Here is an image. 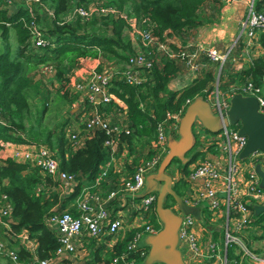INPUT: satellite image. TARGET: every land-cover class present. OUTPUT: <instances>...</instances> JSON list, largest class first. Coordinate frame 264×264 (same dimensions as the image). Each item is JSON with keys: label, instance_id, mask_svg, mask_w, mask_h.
I'll return each instance as SVG.
<instances>
[{"label": "built area", "instance_id": "built-area-1", "mask_svg": "<svg viewBox=\"0 0 264 264\" xmlns=\"http://www.w3.org/2000/svg\"><path fill=\"white\" fill-rule=\"evenodd\" d=\"M76 14L81 19H87L92 9H98L97 13H115L114 8L103 7L93 3L92 8L86 9L82 5H76ZM121 15H124L121 13ZM129 20V19H128ZM130 33L138 34V41L135 42L136 47L134 53L130 54L127 62L123 63L117 70L108 71L106 67L94 66L90 67L87 72L75 81L74 86L81 88L86 100L87 113L81 120L84 136L91 135L94 130L101 129L107 134L103 141V145L112 146L114 141L119 138L120 133L129 132L128 126H122L117 122H110L105 114L96 106L98 102H107L111 100L109 91L112 79L121 78L131 84H138L147 79V71L149 70L154 59V54L169 59H177L183 62L190 72L195 73L201 68L205 62L200 60L204 55L205 60L215 62L218 68L228 53L221 52L213 45L203 46L194 45L188 47H171L165 38L159 39L152 33L151 27L141 26L135 28L134 18H130ZM37 22H30L31 44L33 47L44 45L42 32L38 30ZM259 31H264V12L256 11L252 7V0L248 2L246 16L240 22V32L237 33L235 39L241 38V56L249 57L252 53H259L262 45L257 41ZM47 65V71H54L51 62H40ZM39 63V65H40ZM75 80L71 78V80ZM69 81V82H70ZM67 82V84H69ZM67 84L64 86L66 87ZM264 73L257 80L246 79L245 81L235 84L232 82L230 91L225 94H219L217 87L214 91L206 94L211 112L224 116V111L228 106V98L233 92H240L246 95H252L257 101V107L264 112ZM65 89V88H64ZM72 91V90H69ZM212 93V94H211ZM192 98H186L176 110L166 114L165 118L157 121L154 126V141L151 145V154L145 158H140L134 165L131 172L111 186L106 192H102V180L107 175L108 167L105 165L100 168L96 175L92 177L91 182L81 184L74 198L73 209H67L65 206L58 208V202L50 208V212L44 217V224L53 232L56 237V246L50 256L38 257L35 253L37 242L34 237L30 236L27 230L21 229L14 234V238L25 246L27 250L33 254L36 264H51L53 258L62 259L67 254H71L76 250V243L79 239L88 236L94 240H98L104 234L115 235L122 226V215H111L110 204L118 201L130 204L135 213L149 216L154 210L155 193L148 192L140 197L136 195L142 190L144 177L150 172H154L159 161L167 150L166 147V128L170 131L176 130L178 120L184 110V107ZM84 110V109H83ZM81 119V118H80ZM0 122L2 119L0 117ZM195 126L197 137V150L203 152V157L194 162L187 172L183 174V179L187 183L181 198L188 205H199L205 202L209 219H215L218 216H225L223 245L210 237L208 230L202 226V230L206 232V236L202 235L198 229H193L194 218L192 215L179 214L180 223L178 226V238L183 240L189 251V260L185 264H201L200 260H208L210 258L217 259L225 250L227 243L232 242L239 246L241 257H246L258 263L264 262V259L251 252L239 238V234L246 228L250 222V204H261L264 202V185H259V175L255 170L258 164L260 169L264 171V150L253 149L247 155L240 157L239 152L244 146L245 135L238 133L235 128L228 129V124L223 125L217 131V137L213 135L206 136L199 133L204 126L198 118L192 122ZM219 132V133H218ZM64 137L68 142L77 146L81 143L82 138L78 135V131L73 129H64ZM214 143L218 150L216 157L208 154L207 146ZM0 145L9 150L6 155L13 160L25 162L30 166L37 167L38 171L47 176L50 182L42 180L35 186V192L39 191H55L58 199L71 193L77 185L78 177L71 172L62 169L59 166L57 158L45 143L34 142L31 140L9 141L0 140ZM11 204L7 200L6 194L0 192V256L9 258L13 263L18 264L19 259L17 252L2 237V234H9L10 222L12 217ZM233 214L229 216V212ZM176 212V211H175ZM197 220V219H196ZM158 228L148 220L138 228H135L129 239L126 241L124 250L112 255L108 264H136L139 257H142L146 250L140 244V239L144 234L155 233ZM199 260V261H198ZM223 254V262L226 264ZM66 264V263H62ZM73 264H83V261L73 262Z\"/></svg>", "mask_w": 264, "mask_h": 264}, {"label": "trees", "instance_id": "trees-1", "mask_svg": "<svg viewBox=\"0 0 264 264\" xmlns=\"http://www.w3.org/2000/svg\"><path fill=\"white\" fill-rule=\"evenodd\" d=\"M41 1L48 2L51 13L46 15V12L33 5L30 8L18 6L11 11L0 5V117L2 119L0 140L27 139L45 143L53 150V155L62 169L74 173L77 177L85 175L92 178L98 172V165L107 153L103 147L107 134L101 129H96L91 135L83 138L80 146L71 149L63 135V121L57 124V127H46L45 124H41L42 116L49 105L55 99L56 101L66 99L67 91L64 86L70 81L69 74L78 66L79 59L88 56L99 57L101 60L123 64L135 50L127 34V28H130L129 18H134L140 27L149 25L152 33L162 39L164 32L180 34L186 29L213 20L212 13L208 9L218 0H92V3L103 7L114 8L115 13H97L100 16L94 15L91 18L90 15L87 19L76 16L73 20L66 21L61 19L59 14L67 9L70 0ZM83 1L86 0H78L76 4H84L81 3ZM207 1L213 3L209 8L204 5ZM263 6L264 0H252L254 10L264 12ZM204 8L207 10L205 11ZM30 22H37L41 26L40 31L46 40L44 45L36 47L30 45ZM9 29L15 34L14 47L9 43ZM237 40L241 47V38L238 37ZM136 41L139 42L138 35ZM257 41L264 49V31H259ZM45 61L52 63L55 78L60 85L53 95L44 93L42 88L39 89L40 85L36 90L39 82L36 80L31 83L29 77L31 69ZM176 71L177 65L173 59L160 56L158 61L152 62L147 71V79L141 83L131 84L121 78L111 80L108 89L112 98L107 102H100V110L104 109L102 111L107 113V109L112 106L119 111L124 110L129 132L122 131L120 134L128 142L133 138L145 137L146 140L153 138L157 121L176 110L186 98H193L195 95L205 97L211 90V82L214 78L211 68L202 70L179 92L167 87L168 81ZM263 73L264 55H260L234 71L232 76L227 73V77L230 82L239 84L246 79L257 80ZM222 85L224 91H230V86L228 87L230 83L227 85V82H224ZM32 92L37 94V99L34 98V101L39 103L31 102ZM32 117L33 121L29 122ZM201 154L203 152L193 150L189 153V159L183 164L177 158L173 159L177 160L185 171L187 164ZM2 179L6 182L2 183ZM44 179L50 182L49 178L41 174L35 166L10 157L0 161V192L6 194L12 206L9 231L16 234L21 229L27 230L37 242L38 257L50 256L57 243L53 232L44 224V217L54 204L58 202V208L61 209L73 195L72 193L58 199L53 191L36 193L35 186ZM172 188L179 193L174 186ZM168 196L171 198L170 195ZM126 238L114 246L113 252H107L102 258L98 255L99 249L95 250L93 259L89 261L90 264H97L98 261L108 264L112 255L124 250L129 237ZM14 249L19 260L27 256V251L23 247L18 246Z\"/></svg>", "mask_w": 264, "mask_h": 264}, {"label": "crops", "instance_id": "crops-1", "mask_svg": "<svg viewBox=\"0 0 264 264\" xmlns=\"http://www.w3.org/2000/svg\"><path fill=\"white\" fill-rule=\"evenodd\" d=\"M211 2L212 1L205 2L204 4L205 7L209 8V5L213 4ZM248 2H250V0H218V2L214 3V6L208 9L209 12L215 15V19L208 21V22L201 23L198 26H194L192 28L186 29L180 34H175L173 32H169V33L164 32L163 33L164 38L169 43V46L173 48L175 47L190 48L191 46L201 44L203 46L213 45L219 50H224L223 47L225 46L226 42L229 40L232 42V40L235 39L236 34L239 30L238 29L239 22L241 20H244L246 16L245 13L248 8ZM204 10L206 11L207 9L204 8ZM129 29L130 28H127V34H128V37L132 40L131 44L135 49L136 48V44H135L136 37H135V34L132 35L130 33ZM239 50L241 54V47L239 48ZM234 51L231 52V56L234 53ZM228 55L229 54H227V56ZM260 55H264V49H262L259 53L250 54L249 57L241 56V59L238 58L237 60L235 58L234 60H232V62H234V64L232 65L233 69H235V71L240 69L245 63L249 62L252 58L256 56H260ZM159 58L160 56L158 57L157 55L154 54L155 62L158 61ZM205 58L206 57L204 55H201L200 60L202 62H205L206 64L207 60H205ZM174 61L177 65V71L168 81L167 87L177 92H179L184 85H186L191 80H193L196 76H198L202 70L206 69L205 64H204L195 73H193V72H190L187 66L183 64V62H181L180 60L174 59ZM229 61H230V58H229ZM105 62L106 60H101L99 57H89V56L81 57L79 59L78 67L72 71L70 79L74 77L76 78L77 74H80L81 72L89 69L90 67L101 66V64H103L104 67H106ZM209 64L211 66H214L213 62ZM119 67L120 65H118L117 62L113 61V68L115 69L112 68L113 69L112 71L117 70L116 68H119ZM229 83L232 84V82H229ZM77 97H81L80 99L83 100V102L77 105H80L82 110L83 109L86 110L87 108L83 107L86 104L84 95L83 94L77 95ZM99 103L100 102H98L96 106L100 110ZM114 109L115 107H113V110H110L109 108L107 109L108 112L115 111L114 115L116 116L114 117V119L110 120L109 117L105 114L106 118L111 123L117 122L122 126H128V120L125 116V113L123 112L124 110L119 111L117 109L115 110ZM68 115L70 116L72 115V113L69 112ZM65 124L66 126H69V129L78 131V135L82 138L81 143L77 146L71 145L67 139H66V144L69 145V148L71 149H74L80 146L83 142V138L85 137L84 131L82 130V124H81L80 117L78 120L77 119L71 120V118L70 119L65 118L63 120V132H64ZM209 132L211 133V135H213V137L218 136L216 134L217 131L216 132L209 131ZM193 133L195 136V132ZM168 134H170L173 137H176L177 129L170 131L166 128V135ZM153 141H154V137L149 138L147 140L145 137H143L140 139L133 138L131 142H128L126 138L124 136H121L120 134L119 138L116 141H114L112 146L106 147L103 145L107 153L104 159L99 163L98 168L100 169V168H103L105 165H107L108 170H107L106 177L102 180V185H101L102 192H106L111 186L114 185V183L117 180L129 174L131 170L133 169L134 165L136 164V162L140 158H145L149 156L151 154V145ZM195 141L197 143V137L195 138ZM214 146L215 144L211 143L210 145L207 146V150H208V154H211L212 157L217 158L215 153H217L218 150L214 148ZM194 150H197V146ZM197 151L202 152L200 150H197ZM8 153H9V150L4 149L0 145V161L3 158L7 157L6 155ZM202 157H203V154L199 155V157L189 162L186 166L185 171L181 168L180 165L177 166V164H173V167H172L173 174L169 173L165 169V171H167V173H169L171 176L172 186H174L179 191V193L176 192L179 196L181 194L183 195L185 189L187 188V183L183 179V174L188 171V169L191 167V165L194 162L200 160ZM168 165H170V163ZM91 179L92 178H88L87 176L85 177V175H79L78 177L79 182L75 186L74 190L71 193L66 194V196H68L73 193L72 197L69 198L68 201L65 203V207L67 209H73V207L75 208L74 198L77 193V190L79 189V186L81 184L91 182ZM1 182L5 183L6 180L2 179ZM53 192L57 193L55 191ZM166 197L168 198L169 196L166 195L165 198ZM125 202L126 201L119 203L118 201H116V202L111 203L109 207L111 209L112 216L116 214L122 215V226L119 228L117 234L115 235L104 234V236H100L97 241L88 236H84L83 238L81 236V238L79 239V242L76 243V250L73 253L67 254L65 257H62V259L53 258L51 264H62V263L73 264V262H76V261L77 262L83 261V264H87V263L90 264L89 261L93 259V253L95 252V250L99 249L98 255L101 256L100 258L104 257V255L109 251L113 252L114 250L113 248L118 242H120L125 237L128 238L131 235V232L135 228L140 227L147 220L153 225H155L158 229L161 227V223L158 220L154 210L149 216L146 217L143 214L135 213V210L133 209V207L130 206L129 203L125 204ZM154 205H155V199H154ZM165 205L169 206L174 212L176 211L175 213L177 214L178 213L184 214L182 213L181 209L176 205L175 201H173L171 205H168L166 202ZM198 206H199V212H198L199 219L193 216L192 214H190L195 220L193 223V229L195 231H197L198 229L200 231L198 233L200 234L202 233V235L206 236V232L204 231V229L202 230V226H203L204 228L208 230V233L210 234L211 238L216 239L220 245H223L222 241H223V234L225 230L224 228L225 216L220 215L217 218L210 220L209 219L210 215L207 212V206L205 202L200 203ZM260 213L255 214L253 210H250V217L252 220L250 224L246 228H244L238 236L241 242L244 244V246H246L251 252L261 256V254L264 252V234H263L264 233V212L262 214ZM232 214L233 213L230 211L228 215L231 216ZM1 228H2V225L0 224V230ZM2 237L7 241V243L10 246L12 245L11 247L14 246L13 248L15 247L17 248L18 246H21L27 251V256L24 259H20L18 264H36L33 254H31V252L27 250L23 244H20L14 238V234L12 232H9L8 235L2 234ZM141 240L142 239H140L139 241L140 244L145 248V250H147L148 246H144ZM177 247L181 251V257L185 264V262L189 260V254H190L186 247L185 242L179 239L177 243ZM35 253H36V248H35ZM223 254L226 260L225 262L226 264H264V262L258 263L257 261L250 260L246 257H241L240 252H239V246L235 243L231 244V249L229 250V252H228L227 244H226L225 250L220 256L221 259L223 257ZM143 256L139 258H143ZM218 260H219V256L217 257V259L210 258L208 260H200V261L198 260V261L201 264H220ZM98 262L99 263L97 264H104V263H101L100 261ZM0 264H11V262L7 257L0 256Z\"/></svg>", "mask_w": 264, "mask_h": 264}, {"label": "water", "instance_id": "water-1", "mask_svg": "<svg viewBox=\"0 0 264 264\" xmlns=\"http://www.w3.org/2000/svg\"><path fill=\"white\" fill-rule=\"evenodd\" d=\"M223 114V117L213 114L208 100L202 95H195L186 104L178 120L176 137L167 135V150L156 170L145 175L143 188L136 197L148 192L155 193L154 211L161 227L155 233L144 234L141 238L142 244L148 246L141 264H184L181 251L177 247L180 216L165 205L164 198L170 195L182 213L192 214L198 219L199 206L184 202L172 188L171 176L165 169L173 158H177L181 164L189 159V154L186 153L195 142L191 128L195 118H198L204 128L211 132L218 131L223 125H238V133L245 135L244 146L239 152L240 157L247 155L253 149L264 150V112L258 109L254 96L233 92L228 98V106ZM255 170L259 175V185L263 186L264 171L258 164L255 165ZM250 206L255 214L264 211V202L253 203ZM261 257L264 259V252Z\"/></svg>", "mask_w": 264, "mask_h": 264}, {"label": "rangeland", "instance_id": "rangeland-1", "mask_svg": "<svg viewBox=\"0 0 264 264\" xmlns=\"http://www.w3.org/2000/svg\"><path fill=\"white\" fill-rule=\"evenodd\" d=\"M91 1L92 0L83 1L81 3H84V4H81V5L84 6L86 9H90V8H92V5H93V3ZM76 3H78V0H70L68 5H67V9L64 12H60L59 17L65 21L66 20H73L77 16V15L74 16L76 14V10H75L76 7H74V6L78 5ZM0 5H3L4 7H6L8 9V11H11L13 9H17L18 6H21V7L27 6V8H30L33 5V7H36L37 9L40 8L41 11L46 12V15L48 13H51V9L49 8L48 2L41 1V0H23V1L22 0H1ZM263 9H262V11H264ZM97 12H99L98 9H96V10L92 9L91 14H90L92 16L91 18H93L94 15H96L95 17L100 16L99 14H97ZM46 18H48V17L46 16ZM211 18L215 19V15L213 13L211 15ZM129 20H130V18H129ZM240 22H239V28H238L239 30L237 33L240 32ZM89 24H90V22L87 23V25H89ZM134 27L139 28L140 24H138V22L135 21ZM40 29H41V26L39 25L38 30L40 31ZM133 34H135V37H136V35H138L137 33H133ZM9 43L12 47H14L15 43H16L15 34H14V31L12 29H9ZM136 48H140V46L136 47ZM239 48L240 47H239L237 39L232 40V42L229 40L226 42L225 46L223 47L224 50H221V52H225L227 50L228 51L227 54H229V55L228 56L226 55V57L223 61L224 63H222L223 65L220 67V69L218 68V64L215 62L213 63L214 66H211L209 64V63H212L210 61H207V63L205 64L206 68L209 67L212 69V72L214 75V78L211 82L210 92L214 91L215 87H217L219 94L220 93L225 94L227 92V91L223 90L222 84L224 82H227V85H228V83L230 82V79H228L227 73H230V75L232 76L234 71H235V69H233V66H232L234 64V62H232V60H234L235 58H236V60L238 58L241 59V54H240ZM233 51H234V53L231 56V52H233ZM234 55H235V57H234ZM229 58H230V61H229ZM105 63H106V69L108 71H111L113 68V61L106 60ZM118 65H120V67H121L122 63H118ZM77 67L78 66H76L74 69H76ZM101 67H103V65ZM47 69H48L47 65H45L44 63H40V65H39V63H38L29 72V77H30L31 83L35 82L36 80L39 82L36 85V90H37L38 85H40L39 89L42 88L44 93L48 92V94L53 95V93L55 92V89L60 85H59L57 78H55L54 71H52L51 69H50V71H47ZM74 69H72V71ZM87 70H84L80 74H77L75 80L73 79L70 82L68 81L69 84H67V86L65 87V90L67 91L66 99L68 98V100L59 99L58 101H56L57 99H55V101H54L55 103L52 102V104L49 105L48 109L45 111L44 115L42 116L41 124H45L46 127H57V124L61 123L65 118L66 119L71 118V120H76V119L78 120L80 117L81 120L84 119L85 114L87 113V110H82L81 106L77 105V104L83 102V100L80 99L81 97H77V95H82L83 92L81 91V88H77L76 86L73 85V83L75 84V81L78 80L82 75H84L87 72ZM71 74H72V72L69 74V77L71 76ZM229 86L230 85H228V87ZM69 90H72V91H69ZM31 94H32L31 102L32 103H39L38 101H34V98L37 99V94H35L34 92H32ZM83 107L87 108L88 105L85 104V106H83ZM113 107H115V106L109 107V109L113 110ZM67 109H69V112L72 113V115H70V116L68 115ZM102 110L104 111V109H101V111ZM104 114H106L110 120L114 119V117L116 116V115H114L115 111L114 112L110 111V112H107ZM33 119H34L33 117L30 118L29 122L33 121ZM227 127H228V129H230V128L233 129L236 127V124H228ZM192 128H193V130H195L194 125L192 126ZM64 129H69V126H66V124H65ZM200 132L204 133L206 136L211 135V133L208 130L201 129V130H199V133ZM63 135H64V132H63ZM196 135L197 134L195 132V138H196ZM196 146H197V143L195 141L194 145L188 151V154L191 153L196 148ZM173 164H177V166H178V165H180V163L177 160H174V159L171 160L170 165H168L166 167V170L172 174H173V169H172ZM164 202L165 203L167 202L168 205H171L173 203V200L170 199L169 197L168 198L166 197V198H164ZM262 213H260V214H262ZM231 244H233V243L232 242L227 243L228 252L231 249ZM142 260H143L142 258H139L138 261L136 262V264H141ZM10 262L13 263L11 260H10ZM222 262H223V257H222V259L220 258V263H222Z\"/></svg>", "mask_w": 264, "mask_h": 264}]
</instances>
